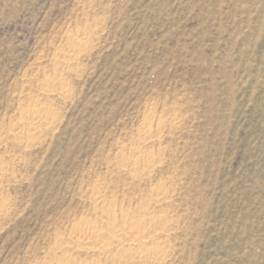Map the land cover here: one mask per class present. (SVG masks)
I'll use <instances>...</instances> for the list:
<instances>
[{"label": "rangeland", "instance_id": "obj_1", "mask_svg": "<svg viewBox=\"0 0 264 264\" xmlns=\"http://www.w3.org/2000/svg\"><path fill=\"white\" fill-rule=\"evenodd\" d=\"M85 28L72 68L67 36ZM52 75L68 94L44 95ZM35 98L56 127L15 140ZM150 108L168 128L145 143ZM137 146L163 157L148 183L172 189L167 264H264V0H0V264L50 260L73 218L99 214L101 180L125 206L148 199L116 171Z\"/></svg>", "mask_w": 264, "mask_h": 264}, {"label": "bare ground", "instance_id": "obj_2", "mask_svg": "<svg viewBox=\"0 0 264 264\" xmlns=\"http://www.w3.org/2000/svg\"><path fill=\"white\" fill-rule=\"evenodd\" d=\"M67 40L66 43H69V46L67 44L69 49L66 54V57H68L67 64L72 66L76 64L79 56L83 54L82 52L91 43L90 33L86 28L79 29L76 33H68ZM62 72H60V75ZM65 75L67 76V74ZM65 83L62 78L48 76L43 79V87L41 89L48 99L49 96L56 92L64 96V94H68V87ZM65 96L67 97V95ZM40 101L35 98L27 109H23L18 117V126L13 130L15 136L12 135L15 140L16 138L20 140L26 139L29 143L30 138L37 135L34 132L37 128L41 129V126H46L50 129L56 127L57 112L43 107ZM156 112L153 108H150L144 114L139 132L145 143L153 138H158L160 141L164 128H168L167 120L161 117L162 114L158 116V112L157 114ZM152 141L155 142L154 140ZM25 146H29V144ZM144 147H131L130 153L127 152L129 150L126 151L129 155H123L116 164V171L119 173L120 170H125L124 172L127 173L132 182L138 180L137 182L143 181L142 183H144L147 181L148 183L158 164L163 159L159 154L147 151ZM120 148L122 149V146ZM7 169H9L7 165L4 162H0V174H5ZM106 181L101 180L93 184L92 189L90 188L93 208L99 211V214H95V216H81L80 214V216L73 218L70 222V230L67 236L59 233L60 235L58 236L60 237L52 248L53 251L51 250L55 253L54 256L50 260L40 261L37 264H167V261L172 256L173 245H171V240L176 233V220L170 216V212L169 214L166 213L173 200L172 189L168 190L169 188L167 189L166 183L162 180L152 184L148 183L150 187L149 189L147 188L148 190L145 189L148 191V194H146L148 199H142L143 201H141V204L139 203L140 205L137 204L136 206L132 205L134 207H130L125 206L124 202H118L116 192L107 190L110 188L111 181ZM1 182L0 185L2 184ZM105 188L106 190H104ZM7 201L6 197L0 193L1 211L7 210ZM58 253H62V255L59 256ZM84 255L98 256L97 258H92V256L89 259L87 257L83 259L82 256Z\"/></svg>", "mask_w": 264, "mask_h": 264}]
</instances>
